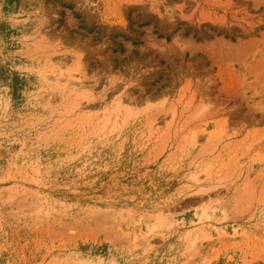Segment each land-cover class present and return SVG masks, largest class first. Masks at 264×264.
Masks as SVG:
<instances>
[{
    "label": "rangeland",
    "instance_id": "1",
    "mask_svg": "<svg viewBox=\"0 0 264 264\" xmlns=\"http://www.w3.org/2000/svg\"><path fill=\"white\" fill-rule=\"evenodd\" d=\"M81 263L264 264V0H0V264Z\"/></svg>",
    "mask_w": 264,
    "mask_h": 264
},
{
    "label": "bare ground",
    "instance_id": "2",
    "mask_svg": "<svg viewBox=\"0 0 264 264\" xmlns=\"http://www.w3.org/2000/svg\"><path fill=\"white\" fill-rule=\"evenodd\" d=\"M51 62L50 63H52L53 65H58V64H60V63H63V62H61L60 60H58V61H54V60H52L51 58L49 59ZM61 80H63L64 81V84H63V88L64 89H69V91H71V92H74V91H78V90H80V89H85V84H84V80H83V75L81 74H77V72L74 74L73 72H71V71H69L67 74H65V75H63L62 77H61V79L60 78H58V82H60ZM91 95V94H90ZM113 96V95H112ZM105 101V100H104ZM116 102L117 104L115 105L116 107L115 108H118L119 107V105H120V103H121V101H123L122 100V96H113V97H111V98H108L106 101H105V104H108V102ZM76 103V102H75ZM122 104V103H121ZM117 105H118V107H117ZM73 108V107H72ZM114 108V109H115ZM75 109L77 110V111H79V112H83L84 114L86 113V112H88L89 110H90V108H89V110H88V108L86 109V107L81 103V102H77L76 104H75ZM74 109V110H75ZM119 109H120V107H119ZM93 111V110H92ZM114 111H117V110H114ZM119 111V110H118ZM86 115V114H85ZM195 180H198L197 178H195ZM161 215H163L162 214V211L161 212H159L158 213V217L157 218H159V219H157V220H159L160 221V217H161ZM203 216V215H202ZM202 216H199L198 217V220H201L202 219ZM148 218V217H147ZM149 219V218H148ZM133 240H135V239H133ZM136 242V241H135ZM81 264H84V263H81Z\"/></svg>",
    "mask_w": 264,
    "mask_h": 264
}]
</instances>
